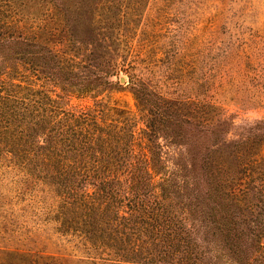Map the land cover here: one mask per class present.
Returning a JSON list of instances; mask_svg holds the SVG:
<instances>
[{
	"label": "trees",
	"instance_id": "trees-1",
	"mask_svg": "<svg viewBox=\"0 0 264 264\" xmlns=\"http://www.w3.org/2000/svg\"><path fill=\"white\" fill-rule=\"evenodd\" d=\"M122 16L109 0H0V162L22 215L35 207L0 264H264V136L230 137L218 106L134 73L120 83Z\"/></svg>",
	"mask_w": 264,
	"mask_h": 264
},
{
	"label": "rangeland",
	"instance_id": "rangeland-1",
	"mask_svg": "<svg viewBox=\"0 0 264 264\" xmlns=\"http://www.w3.org/2000/svg\"><path fill=\"white\" fill-rule=\"evenodd\" d=\"M109 2L123 14L115 27L126 38L119 44L126 56L122 83L134 73L165 97L218 106L233 122L230 137L264 136V0ZM121 96L131 105L128 93ZM86 102L70 99L72 105ZM15 179V165L0 162V250H15L18 229L35 227V207L26 206L22 215ZM48 233L41 231L39 241L47 250L58 248L59 238Z\"/></svg>",
	"mask_w": 264,
	"mask_h": 264
},
{
	"label": "water",
	"instance_id": "water-1",
	"mask_svg": "<svg viewBox=\"0 0 264 264\" xmlns=\"http://www.w3.org/2000/svg\"><path fill=\"white\" fill-rule=\"evenodd\" d=\"M122 81H123V78L119 77V82L122 83Z\"/></svg>",
	"mask_w": 264,
	"mask_h": 264
}]
</instances>
